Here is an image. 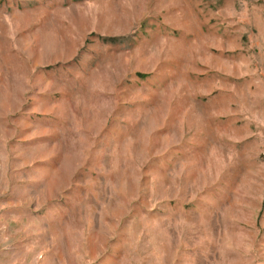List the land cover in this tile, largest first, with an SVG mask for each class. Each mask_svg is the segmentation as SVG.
I'll return each mask as SVG.
<instances>
[{
    "label": "rangeland",
    "instance_id": "rangeland-1",
    "mask_svg": "<svg viewBox=\"0 0 264 264\" xmlns=\"http://www.w3.org/2000/svg\"><path fill=\"white\" fill-rule=\"evenodd\" d=\"M0 264H264V0H0Z\"/></svg>",
    "mask_w": 264,
    "mask_h": 264
},
{
    "label": "trees",
    "instance_id": "trees-1",
    "mask_svg": "<svg viewBox=\"0 0 264 264\" xmlns=\"http://www.w3.org/2000/svg\"><path fill=\"white\" fill-rule=\"evenodd\" d=\"M142 77V76H141Z\"/></svg>",
    "mask_w": 264,
    "mask_h": 264
}]
</instances>
